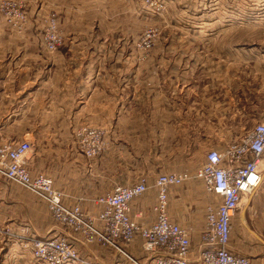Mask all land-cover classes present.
<instances>
[{
    "label": "rangeland",
    "instance_id": "374dc122",
    "mask_svg": "<svg viewBox=\"0 0 264 264\" xmlns=\"http://www.w3.org/2000/svg\"><path fill=\"white\" fill-rule=\"evenodd\" d=\"M231 1L239 6L231 8L225 0L219 4H215V0H0V65L53 67L58 78L68 82L84 79L88 68L96 70L98 66L111 64L117 69L121 67L122 76L116 92L108 82V101L115 94L119 97L121 91L123 129L115 127L112 102L101 105V114L96 111L99 104L95 102L91 103L90 113L82 112L80 92L84 93V89L77 85L78 90L68 99L64 98L74 105L80 116L88 115V124L93 125L77 129L76 147H104L100 155L91 158L92 190L101 195L118 185H132L145 178L151 193L156 194L155 181L161 172L188 171L192 177L178 186L186 187L182 194L190 208L184 215V225L192 231L194 251L199 248L197 235L200 236L206 205L210 201L202 181L195 177L208 150L213 148L206 144H225L227 139L228 143L220 148L223 149L231 141L244 137L264 117V78L261 79L264 65L260 62L264 56L259 55L264 50V0H246L244 4L242 0ZM227 18L230 26L226 24ZM235 37L239 41L236 46H245L249 51L247 56L212 57L204 50L233 48ZM219 58L230 61L229 83L232 76L235 81L234 104L229 108L232 118L222 119L223 111L204 113L192 110L189 116L203 121L202 125L219 126L217 129L228 125L233 136L189 133L169 136L161 126L155 127V122L139 124L136 117L153 120L163 113L161 102L163 76L168 74L166 66L180 65L185 70L190 65L186 73L188 77L197 75L199 79L210 81L206 67L200 69L195 65L217 63ZM176 69L171 72V77L180 76L181 71ZM90 73L94 74L93 71ZM221 73L223 80L226 72ZM214 75L216 80V73ZM216 98L223 99L222 102L226 100L220 95ZM13 111L17 114L18 107L12 105ZM130 113H135L133 121L128 118ZM210 116L220 118L215 120L208 118ZM83 127L97 134L89 135L88 144L84 143L85 136L80 134ZM6 137L17 142H30L28 167L34 174V137ZM262 168L264 170V161ZM120 169L121 175L118 174ZM259 187L264 188V178ZM247 197L233 219L232 240L236 250L253 263L254 259L261 261L260 257H264V242L261 240L264 239V224L246 218L251 196ZM1 238L6 239L0 237V258L7 247ZM25 247L27 249H14L12 254L33 257L31 250ZM107 253L109 256L105 261L111 264V251ZM144 254L142 258L133 257L147 264L151 254ZM122 257L125 261L121 264H133L126 255L122 254ZM4 264L45 263L29 258L26 263Z\"/></svg>",
    "mask_w": 264,
    "mask_h": 264
},
{
    "label": "crops",
    "instance_id": "0c3cea01",
    "mask_svg": "<svg viewBox=\"0 0 264 264\" xmlns=\"http://www.w3.org/2000/svg\"><path fill=\"white\" fill-rule=\"evenodd\" d=\"M219 2H224V0H215V4H219ZM225 2L231 8L236 5L239 6V3L235 4L231 0H225ZM241 2L244 4L246 0ZM226 24L230 26L229 18L226 19ZM238 42L235 37L233 42L235 47L233 48H215L213 50V47H211L204 50L210 52L212 57L231 56L234 58L235 56H247L249 51L245 46H236ZM215 44L219 46V43ZM259 55L264 56V50ZM260 62L264 65L263 59H260ZM189 66L187 65L185 70L180 65L166 66L168 74L163 76L164 96L161 102L163 113L161 112L160 117L157 119L136 117V120L139 121L141 126L149 125L148 122H155L154 126H161L164 133L169 136H181L188 133L196 136L201 134L233 136L230 134L231 131L228 130V125H221V129H217L219 127L217 124H215L217 127L202 125L204 124L203 121L189 116L192 110H196L204 113L223 111L224 113H221L222 119L226 118L228 120V117H231L229 116V108L234 104L232 101H234L235 81L232 76L229 83L230 61L219 58L217 63L212 61L207 65H195L200 69L206 67L205 71L211 76L210 81L199 79L197 75L195 78L188 77L186 73L189 71ZM262 67L264 68V66ZM176 68L181 71L180 76L171 77V72L175 71ZM92 71L94 74L90 73ZM221 71L226 72V77L223 80L224 75ZM214 73L217 75L216 80ZM121 76V67L118 66L117 69V66L113 64L98 66L96 70L88 68L84 79L81 81L72 79L70 82L58 78L59 76L53 67L43 69L37 66L9 63L0 65V144L13 140L8 137L5 138L7 135L33 136L35 143L34 174L44 173L52 177L55 187L65 194L64 199L69 205L80 202L82 208L94 216L98 215L101 206L95 202L99 193L92 190L90 172L92 161L82 153L81 147H76L74 139L77 129L82 126L92 127L93 125L88 124V115L83 114L80 116L78 110L74 109V105L70 104L68 100H64V98L68 99L69 95L78 90L75 87L77 85L83 88L85 93L80 92L82 112L90 113L91 103L95 102L99 104L95 109L101 114L103 111L101 105L112 102L115 107V127L123 129L122 109L124 101L121 91L119 97L115 94L108 101V82H110V86L113 85L116 92ZM263 78L264 69L261 71V79ZM242 86L245 88L244 83ZM218 95L226 100L224 102H222L223 99L217 100ZM12 105L18 107L17 114L15 111L11 112ZM133 116H135V113H130L128 118L131 119ZM153 116L154 114L151 117ZM208 118L216 120L220 117L210 116ZM133 120L134 118L131 119V121ZM226 142L228 143L227 139ZM227 143L209 142L206 146L220 149ZM184 151H187V147H184ZM28 164L30 165V159ZM121 173L122 169L119 170L118 174L121 175ZM150 181L152 182L151 179ZM149 188L148 185V190L132 201L130 210L131 217L144 224H150L156 219L153 208L157 200V187L156 194L151 193ZM185 188L184 186H172L170 188L169 214L174 221L187 228L192 240L191 229L184 225V215L187 213V208H190L186 204L185 196L182 194ZM259 188L246 195V197L249 195L251 197L245 216L253 220H260L264 224V188ZM212 198V196H208L209 200ZM204 221L205 218L203 225ZM0 224H3L0 226V237L6 238L4 240L1 238V241L5 243L4 246H7L1 255L0 264L26 263L29 258L33 259L32 255L27 258L24 255L17 254L15 256L12 254L14 249H27L25 245L28 243V237L42 238L57 235L68 236L72 244L79 249L81 258L90 263L110 264L105 261V257L109 256L108 250L112 254L113 261L111 264H121L122 261H125V258L122 257L123 253L116 249L104 247L99 242L85 243L79 233L71 231L54 219L47 203L42 199L2 177H0ZM197 237L198 247L200 248V236L197 235ZM261 240L264 242L263 238ZM4 246L2 248H5ZM199 248L198 251H194L192 247L190 254L192 261L198 262ZM231 249L240 253L236 250L232 237ZM126 251L131 256L144 257L146 251L143 249V240L137 238L127 246ZM151 256L148 257V260ZM260 259L261 261L254 259L252 264H264V257H260Z\"/></svg>",
    "mask_w": 264,
    "mask_h": 264
},
{
    "label": "built area",
    "instance_id": "2783aa9c",
    "mask_svg": "<svg viewBox=\"0 0 264 264\" xmlns=\"http://www.w3.org/2000/svg\"><path fill=\"white\" fill-rule=\"evenodd\" d=\"M89 143L95 131H80ZM89 159L100 155L104 147H81ZM27 140H10L0 144V177L30 191L47 203L54 219L71 231L79 233L87 244L99 242L126 255L133 264H142L126 248L137 238L152 256L147 264H252L247 256L231 249L233 219L244 196L256 190L263 181L264 119L257 122L244 137L231 141L223 149H209L205 162L195 177L202 181L206 193L213 198L206 205L205 221L200 233L198 262L191 260L190 232L169 214V191L192 176L188 171L161 173L155 181L156 219L140 223L130 215L131 203L148 190L143 178L132 185H118L97 196L101 206L97 216L82 208L80 202L69 205L65 194L57 189L52 177L33 174L29 167ZM33 257L45 264H84L78 249L66 235L31 237L26 245ZM125 246V247H124Z\"/></svg>",
    "mask_w": 264,
    "mask_h": 264
}]
</instances>
